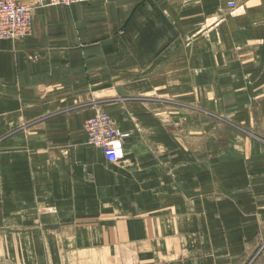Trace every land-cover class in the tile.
I'll return each instance as SVG.
<instances>
[{"label":"crops","instance_id":"obj_1","mask_svg":"<svg viewBox=\"0 0 264 264\" xmlns=\"http://www.w3.org/2000/svg\"><path fill=\"white\" fill-rule=\"evenodd\" d=\"M0 264H264V0L40 7L0 40Z\"/></svg>","mask_w":264,"mask_h":264},{"label":"built area","instance_id":"obj_2","mask_svg":"<svg viewBox=\"0 0 264 264\" xmlns=\"http://www.w3.org/2000/svg\"><path fill=\"white\" fill-rule=\"evenodd\" d=\"M99 0H34L21 4L16 0H0V40L17 41L28 38L32 32V15L40 7H71ZM228 10L237 7L238 0H218ZM86 143L101 150L106 162L116 164L124 159V142L129 132L118 128L107 114H98L83 124Z\"/></svg>","mask_w":264,"mask_h":264}]
</instances>
